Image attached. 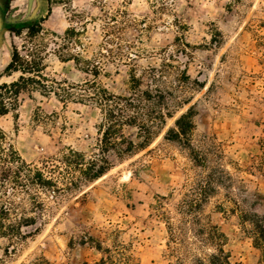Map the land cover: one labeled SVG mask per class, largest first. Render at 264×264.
<instances>
[{"label":"rangeland","instance_id":"374dc122","mask_svg":"<svg viewBox=\"0 0 264 264\" xmlns=\"http://www.w3.org/2000/svg\"><path fill=\"white\" fill-rule=\"evenodd\" d=\"M35 19L43 21L36 36L26 28L1 34L8 23ZM68 30L75 32L65 41ZM64 43L84 59L80 64L60 59ZM38 45H46L41 81L53 90L39 85L22 92L18 111L0 117V126L28 163L65 190H34L41 209L31 208L27 193L15 196L28 215L38 216L39 232L21 240L0 234V264H93L104 255L94 247L99 241L113 250L124 244L141 264H178V257L192 264L193 255L215 252L213 244L200 245L191 215L181 210L208 168L197 164L188 147L166 138L190 107L194 147L212 149L211 164L232 174L231 187L218 184L203 203L202 223L217 224L227 235L224 248L233 263L264 264L230 198L249 207L244 197L264 194V173L256 167L264 155V0H0V76L15 47L30 59ZM88 69H98L97 76ZM20 75H3L0 83ZM134 77L140 90L165 93L175 115L156 127L146 148L103 152L110 120L90 96L101 87L132 95ZM122 132L142 140L136 126L125 125ZM70 148L88 160L104 154L110 169L85 179L65 162ZM89 235L95 242L83 244Z\"/></svg>","mask_w":264,"mask_h":264},{"label":"trees","instance_id":"16d2710c","mask_svg":"<svg viewBox=\"0 0 264 264\" xmlns=\"http://www.w3.org/2000/svg\"><path fill=\"white\" fill-rule=\"evenodd\" d=\"M11 25L15 27V31L24 28L28 29L30 37L38 35L43 29L42 19L20 21L15 24L11 23ZM73 32L75 31L68 30L66 36L62 38L66 41ZM45 46H36L30 53V59L22 55L18 47H15L12 60L3 75L9 76L13 72H21V75L18 80L0 83V117L18 111L22 92L39 85L42 86L45 92L49 90V87L41 81L45 77L43 73L45 58L42 54ZM58 53L63 61L75 60L77 64H80L84 60L80 55L69 51V46L66 43L60 46ZM86 61L89 60L87 59ZM88 70L97 76L98 69ZM3 75L0 76V79ZM140 82L139 78L134 77L135 91L129 96L116 95L102 87L98 88L96 94L90 96L93 100L100 102L106 110L108 120H110L105 125L102 133L101 146L103 152L113 149L122 155L126 152L131 154L141 148L144 149L154 140L156 127L165 126L167 117H174V112L168 107L169 103H167L165 93L161 90L158 94H154L151 90H140ZM93 83H96V81ZM162 104L169 108L168 111H164ZM159 107L160 109H158ZM193 111V108L190 107L187 112L176 119L175 125L166 132L167 139L188 147L197 164L208 168V172L190 188V194L182 203L181 210L191 215V222L195 224L191 231L194 230L199 238L200 245L213 244L216 246V251L208 256L193 255L192 264H235L231 260V255L224 248L227 235L217 224L212 222L202 223L201 215H199L203 203L216 191L218 184L231 187L232 174L224 169L222 165L211 164L210 155L213 152L212 149L204 151L194 147L192 142L194 131ZM125 125L138 127L142 140L137 142L128 139L122 132ZM125 143H127V146L124 148L122 146ZM69 150L70 156L64 155L66 164L79 170L85 179H98L110 169L111 163L104 154L95 155L88 160L83 152L73 148ZM256 167L264 173V155ZM71 183L73 184L74 181H71ZM50 188H55L54 192L58 194L65 190L64 187L58 184L53 175L49 176L40 167L28 163L14 145L8 142L7 133L0 126V234L12 238V240H21L39 232V227L37 226L38 216L28 215L24 203L18 202L15 196L19 192H25L32 199L31 208L41 209L44 204L39 200V191L34 193V190ZM230 198L235 204L232 210L235 213H239L240 222L245 233L251 238L253 245L262 251L264 257V210L260 212L257 209V206L264 205V194L257 192L252 196L244 197L242 202L248 203L249 207L242 205L234 197ZM163 207V203H160L159 208ZM33 212L40 214L37 210H33ZM162 217L170 221V216L166 209L162 210ZM196 225L198 226L196 227ZM25 227H32L33 229L25 231ZM172 227L173 225L170 226V228ZM87 240H90V243L95 242L94 237L89 235L88 237H83L82 243H89ZM178 240L180 247L186 246L182 237H178ZM94 247L104 255L93 264H141L132 252H128L129 249L124 244H120L113 250L111 247H104L99 241ZM175 250V247L170 246L171 252ZM81 264L91 263L85 261ZM178 264H187V261L183 257H178Z\"/></svg>","mask_w":264,"mask_h":264},{"label":"water","instance_id":"95a60500","mask_svg":"<svg viewBox=\"0 0 264 264\" xmlns=\"http://www.w3.org/2000/svg\"><path fill=\"white\" fill-rule=\"evenodd\" d=\"M8 29H11V30H13V29H15V27H14V26H12V25H11V23H10L8 26H6V27H4V28L2 29V32H1V34H2V35H4V34H5V32H6Z\"/></svg>","mask_w":264,"mask_h":264},{"label":"flooded vegetation","instance_id":"af4514ba","mask_svg":"<svg viewBox=\"0 0 264 264\" xmlns=\"http://www.w3.org/2000/svg\"><path fill=\"white\" fill-rule=\"evenodd\" d=\"M9 24H10V23H8L6 26H8ZM6 26H5V27H6ZM3 28H4V27H3ZM8 30H9V29H8ZM8 30H7V31H8ZM10 30H11V29H10ZM13 30H14V29H13ZM7 31H6V32H7ZM1 32H2V31H1ZM6 32H5V33H6Z\"/></svg>","mask_w":264,"mask_h":264}]
</instances>
